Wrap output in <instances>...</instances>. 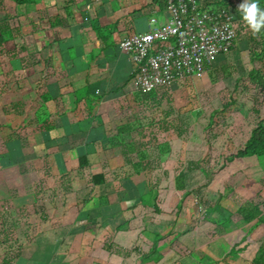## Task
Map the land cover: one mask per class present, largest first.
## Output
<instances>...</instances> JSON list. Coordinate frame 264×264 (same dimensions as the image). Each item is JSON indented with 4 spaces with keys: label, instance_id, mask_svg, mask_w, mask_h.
I'll use <instances>...</instances> for the list:
<instances>
[{
    "label": "crops",
    "instance_id": "crops-1",
    "mask_svg": "<svg viewBox=\"0 0 264 264\" xmlns=\"http://www.w3.org/2000/svg\"><path fill=\"white\" fill-rule=\"evenodd\" d=\"M2 3L0 232L23 224L30 240L15 264H241L228 233L195 235L175 185L143 182L160 169L138 152L140 96L119 43L164 21V3Z\"/></svg>",
    "mask_w": 264,
    "mask_h": 264
},
{
    "label": "rangeland",
    "instance_id": "rangeland-1",
    "mask_svg": "<svg viewBox=\"0 0 264 264\" xmlns=\"http://www.w3.org/2000/svg\"><path fill=\"white\" fill-rule=\"evenodd\" d=\"M211 1L207 4L215 8ZM219 1L230 5L234 19L232 7L240 12L232 49L204 73L169 84L148 99L138 97L130 118L136 120L135 131L143 138L137 145L142 160L160 169L145 174L144 184L175 185L177 196L194 204L195 235L199 230L212 239L228 233L227 239H237L243 248L246 257L242 253L241 264H248L264 250V227L257 220L244 221L239 209L257 205L264 213V156L229 157L243 146L258 121L264 123V89L254 74H264V59L249 60V51L259 47L261 29L253 34L239 8L255 2L264 11V0ZM22 226L14 225L10 237L8 231L0 232V264H15L16 254L30 241L22 236Z\"/></svg>",
    "mask_w": 264,
    "mask_h": 264
},
{
    "label": "built area",
    "instance_id": "built-area-1",
    "mask_svg": "<svg viewBox=\"0 0 264 264\" xmlns=\"http://www.w3.org/2000/svg\"><path fill=\"white\" fill-rule=\"evenodd\" d=\"M167 18L150 17L148 30L123 38L119 47L133 64L131 80L140 96L210 69L237 39L229 8L197 12V0H160Z\"/></svg>",
    "mask_w": 264,
    "mask_h": 264
},
{
    "label": "trees",
    "instance_id": "trees-1",
    "mask_svg": "<svg viewBox=\"0 0 264 264\" xmlns=\"http://www.w3.org/2000/svg\"><path fill=\"white\" fill-rule=\"evenodd\" d=\"M16 4H22L31 0H11ZM198 2V7H197V12L201 13L209 8H212L209 4L210 0H197ZM211 2L215 3L216 7L215 9H222V8H228L230 7V5H227L226 3L220 2L219 0H212ZM233 10L236 13V21L239 20V15L240 12L237 11V9L235 7H232ZM261 38L259 39L258 44L259 47L258 48H253L249 51V60L250 61H257V60H263L264 59V38L262 37V35L264 34V26L261 27ZM232 49V48H231ZM208 70V69H206ZM254 72H251V74ZM255 76L257 77L258 80V84L261 86L262 89H264V74H260L259 72H255L254 73ZM157 91H153V92H149V93H143L141 94V98L144 97V99H148L149 97H151V95L155 94ZM262 157L264 156V123L263 122H257L255 124V126L253 127V129L250 132V135L248 137V139L246 140V142L243 144V146L239 149H237L235 151V153L231 154V156L229 157V159H237V158H243V157ZM142 159H144V157H141ZM178 182V187L183 186V175L180 174L177 178ZM244 206V205H243ZM241 206V207H243ZM250 206L246 207V208H240L239 211L243 217V220L246 222H250L253 220H257L259 222H261V225L264 227V213L263 211H261L259 209V207L257 205H253L251 208H249ZM14 224H10L7 227L6 233L8 231V235L9 237L12 236V232L13 231V227ZM237 239L235 240V242L233 244V246L231 245L232 248H234V245L237 246L239 248L240 251L243 250V248H241L240 246H238V243L236 242ZM243 252V251H242ZM16 256H18V253L16 254ZM247 260V259H246ZM248 264H264V250L258 252L257 254H255L254 256H252L250 258V260L248 261Z\"/></svg>",
    "mask_w": 264,
    "mask_h": 264
},
{
    "label": "clouds",
    "instance_id": "clouds-1",
    "mask_svg": "<svg viewBox=\"0 0 264 264\" xmlns=\"http://www.w3.org/2000/svg\"><path fill=\"white\" fill-rule=\"evenodd\" d=\"M239 8L243 13V19L253 30V34L259 32L264 26V11H261L255 2L241 4Z\"/></svg>",
    "mask_w": 264,
    "mask_h": 264
}]
</instances>
